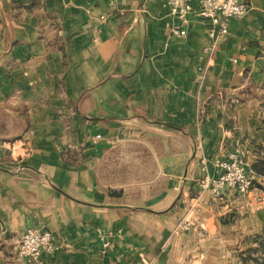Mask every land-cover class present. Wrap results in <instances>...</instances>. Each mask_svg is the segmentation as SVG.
I'll return each instance as SVG.
<instances>
[{
	"label": "crops",
	"instance_id": "obj_1",
	"mask_svg": "<svg viewBox=\"0 0 264 264\" xmlns=\"http://www.w3.org/2000/svg\"><path fill=\"white\" fill-rule=\"evenodd\" d=\"M163 2L0 0V264H35L17 255L27 227L55 236L47 264L257 248L264 175L218 199L198 179L234 152L264 161V0L215 39L199 0L184 36Z\"/></svg>",
	"mask_w": 264,
	"mask_h": 264
},
{
	"label": "built area",
	"instance_id": "obj_2",
	"mask_svg": "<svg viewBox=\"0 0 264 264\" xmlns=\"http://www.w3.org/2000/svg\"><path fill=\"white\" fill-rule=\"evenodd\" d=\"M194 0H164L163 6L179 21L171 27L176 36L187 33L191 14L194 13ZM249 10L248 0H199L196 14L206 18L211 23L209 36L215 39L228 30V22L232 17L244 16ZM99 137V135H96ZM256 177L255 172L240 157L239 152L229 154L225 158L214 159V173L205 171L198 179L201 190L210 191L214 198H221L227 191L244 195L250 191ZM180 228H187L189 222L180 221ZM104 245H107L104 243ZM58 248V242L53 233L44 228L27 227L21 233L17 255L26 262L47 264L43 254H51Z\"/></svg>",
	"mask_w": 264,
	"mask_h": 264
},
{
	"label": "trees",
	"instance_id": "obj_3",
	"mask_svg": "<svg viewBox=\"0 0 264 264\" xmlns=\"http://www.w3.org/2000/svg\"><path fill=\"white\" fill-rule=\"evenodd\" d=\"M252 170L255 172L256 175H264V161L257 160L251 165ZM257 248H252V250L258 251L260 250L262 256H257L249 251L251 260L254 264H264V235L259 236ZM243 264H253V262L248 261L247 257L242 256Z\"/></svg>",
	"mask_w": 264,
	"mask_h": 264
},
{
	"label": "rangeland",
	"instance_id": "obj_4",
	"mask_svg": "<svg viewBox=\"0 0 264 264\" xmlns=\"http://www.w3.org/2000/svg\"><path fill=\"white\" fill-rule=\"evenodd\" d=\"M249 168H251V165H249ZM251 169H252V168H251ZM255 178H256V177H255ZM255 184H256V183H255V179H254V181H253V185H252V188L250 189V191L253 189L254 186H256ZM250 191H249V192H250ZM246 194H247V193H246ZM248 241H250V242H254L255 239H254V238H251V239H249ZM257 243H258V240H257ZM250 250H251V253H252V254H255V255H257V256H262L260 250L255 251V250H252V248H249V249H247V250H242V251L240 252V254L243 255V256H245V257H247L249 263H250V262H253V261L251 260V258L248 257V256H250V253H249ZM253 264H254V262H253Z\"/></svg>",
	"mask_w": 264,
	"mask_h": 264
}]
</instances>
